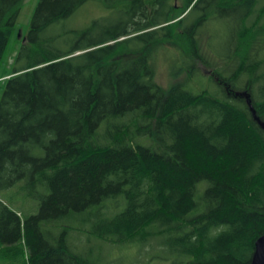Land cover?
<instances>
[{
    "label": "trees",
    "instance_id": "trees-1",
    "mask_svg": "<svg viewBox=\"0 0 264 264\" xmlns=\"http://www.w3.org/2000/svg\"><path fill=\"white\" fill-rule=\"evenodd\" d=\"M24 1L0 0V188L41 204L23 217L0 199L3 264H100L71 246L77 231L159 240L180 264H251L264 236V0H39L12 65ZM88 6L103 13L77 25ZM160 51L181 62L167 89ZM198 66L219 91H194ZM63 219L81 227L56 236Z\"/></svg>",
    "mask_w": 264,
    "mask_h": 264
},
{
    "label": "rangeland",
    "instance_id": "rangeland-1",
    "mask_svg": "<svg viewBox=\"0 0 264 264\" xmlns=\"http://www.w3.org/2000/svg\"><path fill=\"white\" fill-rule=\"evenodd\" d=\"M38 2L39 0H25L21 6V13L16 24V31L13 34L8 47V58L10 64L12 65L14 63L15 56L24 43L23 40L27 39L32 16ZM102 13V10L98 6H88L76 15L75 20L77 25L83 26L86 25L92 18H95ZM218 28L219 27L217 26L215 27V29ZM220 29L221 32H223V28ZM224 32L226 34L230 33V27L227 26L224 29ZM170 56L173 57L171 60L169 58ZM155 59L156 80L158 84L165 89L170 88L175 82V78L171 73L172 67L180 66L181 62L176 60V54L174 51H160ZM198 67L201 70L202 77H197L191 83V87L194 91L206 88H210L212 91L213 89L219 91L218 86L213 81L208 79V77L212 75L211 71L202 66ZM183 77L184 76L181 78ZM2 88L3 84H0V99L3 90ZM4 179L8 181L10 177L5 176ZM205 187L206 184L202 183L199 188L202 191ZM0 199L23 217L38 214L41 204L40 198L28 196L25 190H21L20 185L14 188H0ZM54 226L52 228H45L52 229L54 235L59 236L65 227L73 226L75 229H79L81 224L80 221L71 223L69 220L63 219L57 221ZM223 229L224 228H221L219 231ZM69 242L71 243V246L75 248L78 247L80 250H83L91 261L100 260V264H180L182 261L176 255L170 253L166 247L162 246L159 243V240H155L153 243H149L147 245H143L140 242L113 245L104 243L95 237H91L89 234H79L77 231L74 233L71 232ZM3 259V256L0 255V264H3ZM184 261L186 262V259H184Z\"/></svg>",
    "mask_w": 264,
    "mask_h": 264
},
{
    "label": "water",
    "instance_id": "water-1",
    "mask_svg": "<svg viewBox=\"0 0 264 264\" xmlns=\"http://www.w3.org/2000/svg\"><path fill=\"white\" fill-rule=\"evenodd\" d=\"M251 264H264V236L256 243V250Z\"/></svg>",
    "mask_w": 264,
    "mask_h": 264
}]
</instances>
